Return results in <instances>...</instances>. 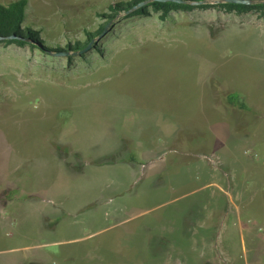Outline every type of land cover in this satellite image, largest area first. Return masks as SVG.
Masks as SVG:
<instances>
[{"label":"rangeland","instance_id":"1","mask_svg":"<svg viewBox=\"0 0 264 264\" xmlns=\"http://www.w3.org/2000/svg\"><path fill=\"white\" fill-rule=\"evenodd\" d=\"M117 1L25 11L74 46ZM93 43L0 44V264H264V15L121 12Z\"/></svg>","mask_w":264,"mask_h":264},{"label":"trees","instance_id":"2","mask_svg":"<svg viewBox=\"0 0 264 264\" xmlns=\"http://www.w3.org/2000/svg\"><path fill=\"white\" fill-rule=\"evenodd\" d=\"M206 0H119L106 8L107 13H97V17H107L103 24L96 30H83L82 38L74 40V46L70 44V37H67V44L61 46L53 37L44 35L43 30H35L31 20H27L26 8L27 0H12L7 5L0 3V44H14L19 47L30 45L33 49H38L45 54L60 55L61 53H72L82 51L91 44L90 50L99 51L97 43L93 40L97 38L106 24L111 23L118 13H123L125 18L136 16L149 17L151 13L158 14V18L165 21L169 15L177 11L190 12L195 8L208 9L211 7L220 8L226 12H236V14L248 13L251 11L260 12L264 15V0H218L214 4L205 2ZM36 44V45H35ZM82 56V55H81ZM68 60L71 58L68 56ZM227 104L238 110L246 106L239 97L229 94L226 98Z\"/></svg>","mask_w":264,"mask_h":264},{"label":"water","instance_id":"3","mask_svg":"<svg viewBox=\"0 0 264 264\" xmlns=\"http://www.w3.org/2000/svg\"><path fill=\"white\" fill-rule=\"evenodd\" d=\"M109 25H110V23L106 24L105 29L102 30V32L100 33V35H99L98 37H101V36L106 32V30L108 29ZM91 44H92V43L88 44L87 47H86L85 49H89V48H91ZM85 49H84V50H85Z\"/></svg>","mask_w":264,"mask_h":264}]
</instances>
